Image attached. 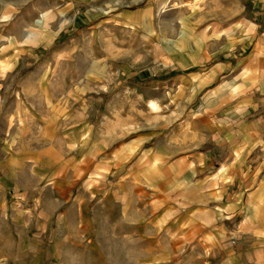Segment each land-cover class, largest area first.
<instances>
[{
	"label": "rangeland",
	"instance_id": "374dc122",
	"mask_svg": "<svg viewBox=\"0 0 264 264\" xmlns=\"http://www.w3.org/2000/svg\"><path fill=\"white\" fill-rule=\"evenodd\" d=\"M191 1L0 5L11 15L0 22V264H177L153 221L160 193L144 174L156 178L151 169L164 163L145 158L149 142L132 143L152 125L187 118L179 77L240 60L264 28V0L241 1L251 28L238 30L221 24L228 17L200 16L213 1L195 11ZM199 18L221 22L198 29Z\"/></svg>",
	"mask_w": 264,
	"mask_h": 264
},
{
	"label": "crops",
	"instance_id": "0c3cea01",
	"mask_svg": "<svg viewBox=\"0 0 264 264\" xmlns=\"http://www.w3.org/2000/svg\"><path fill=\"white\" fill-rule=\"evenodd\" d=\"M11 1L0 0V5L6 9ZM64 1L67 7L99 9L106 1L120 5L125 0ZM205 1L193 0L187 5L195 11ZM210 1L214 3L200 16L215 14L228 19L199 18L195 22L198 29L206 30L210 22H221L228 30L239 28V22L251 28L248 18L242 16V0H223L222 5ZM167 9L165 5L164 11ZM238 16L241 19L234 18ZM10 18L9 13H0V22ZM247 42L248 50L240 60L219 62L206 76L179 77L177 92L188 97L180 103L181 116L187 118L152 125L132 143L149 142L145 158L164 163L160 169H151L150 175L156 178L144 174L146 186L160 193L161 218L153 221L169 240L168 254L177 257V264L188 258L193 264H264V28ZM225 66L230 74L220 80L218 72ZM204 86L203 105H196ZM147 104L154 112L161 108L157 99H149ZM126 198L124 194L123 201ZM125 221L131 226L132 218ZM132 237L133 232L123 235Z\"/></svg>",
	"mask_w": 264,
	"mask_h": 264
},
{
	"label": "bare ground",
	"instance_id": "6f19581e",
	"mask_svg": "<svg viewBox=\"0 0 264 264\" xmlns=\"http://www.w3.org/2000/svg\"><path fill=\"white\" fill-rule=\"evenodd\" d=\"M153 106H154V108L156 107L154 103H152V107H153ZM156 108H157V107H156ZM156 108H155V109H156Z\"/></svg>",
	"mask_w": 264,
	"mask_h": 264
}]
</instances>
